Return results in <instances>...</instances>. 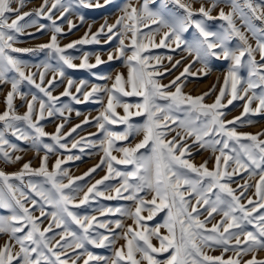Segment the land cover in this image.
Wrapping results in <instances>:
<instances>
[{
  "label": "snow or ice",
  "instance_id": "6c2138e0",
  "mask_svg": "<svg viewBox=\"0 0 264 264\" xmlns=\"http://www.w3.org/2000/svg\"><path fill=\"white\" fill-rule=\"evenodd\" d=\"M59 2L55 0L49 7V0H43L34 12H21L26 0H0V84H10L5 110L0 113V159L9 164L22 159L12 154L21 149L10 143L8 134L29 142L37 154L44 150L38 168H32L29 161L12 174L0 170V210L9 213L0 216V234L8 236L0 245V264H81V261L82 264H264V259L256 255L264 251V139L261 138L264 133L237 130L245 123H252L244 119L249 114H264V5L255 0H210L209 6L201 3L197 9L192 0H160L157 8H150L149 4L156 0H143L139 7L125 5L115 23L102 24L95 33L89 26L83 37L61 46L57 37L63 34V29L51 15ZM78 3L89 8L102 6L99 0L95 3L78 0ZM13 4L17 7L13 8ZM169 4L175 5L176 10L169 8ZM61 8L63 17L69 9L63 5ZM217 8L218 14L213 16ZM25 17H46L52 21L48 43L37 48L14 47L17 34H27L25 29L36 25L35 19L21 23ZM80 19L83 23L84 18ZM214 20L222 22L215 30L208 23ZM68 25L69 32L76 27L71 21ZM46 27L39 24L37 31ZM143 28L148 31L143 32ZM190 29L193 31L189 40L185 34ZM102 34L107 37V43L114 38L118 40L115 54L110 52L108 61L123 59L127 74L118 72L111 87L92 85L90 90H85L87 82L76 83L66 77L65 66L90 70L104 61L96 54L95 63H90L91 54L84 53L76 64L73 62L76 57L66 53L76 45L100 43ZM249 37L255 40V45L249 42ZM156 48L173 52L179 49L191 56L192 61L164 84L161 78L180 65L184 57L173 62L170 55L153 54L151 50ZM44 50L50 59L33 66L11 54ZM164 59L171 68L163 63ZM212 60L228 61L229 66L214 101L206 103L205 98L215 91V85L199 96L184 93L183 87L188 75H208ZM195 63L201 68L193 73L191 68ZM31 67L37 71H31ZM242 71H247V79L240 75ZM49 73L51 78L46 79ZM65 80L63 92L54 96L52 89ZM25 82L42 96L22 91ZM99 93L106 95V104ZM17 97L26 103L23 114L18 113L14 104ZM61 97H70L77 104L96 97L103 105L95 117L102 138L93 141L81 137L71 143V148L80 147L81 151L84 145L98 143L104 153L100 164L84 176L101 165H106L107 174L86 191L76 183L84 176L71 177L68 169L62 168L67 161L80 159L79 156L63 159L58 156L49 170V153L55 154L58 148L67 150L69 144L61 141H66L82 124L91 123L85 117L82 124L62 132L67 122L66 112L71 113L72 109L67 104L58 106ZM127 97L140 99L131 103ZM234 100H245L243 112L231 120L225 119L227 113L223 109ZM254 101L256 106L251 107ZM118 108L123 109L122 116ZM56 116L64 122L56 126L54 133L46 132L41 121ZM140 116L145 118L143 124L131 123L132 117ZM117 124L125 125V130L116 132L109 127ZM141 133L143 138L138 143L117 146L118 141H127L130 135ZM46 137L53 143H44ZM194 149L211 151L214 158L211 169L208 160L199 165L192 162ZM113 151L120 155H113ZM117 165L132 168L122 171ZM26 176L41 179L26 182ZM238 176L242 182L235 179ZM117 178L118 186L98 188L105 181ZM233 183L236 188L232 187ZM251 189L254 192L248 195ZM97 197L132 201L134 209H98L99 216L118 214L131 219L132 224L126 225L121 218L101 220L95 214L82 215L74 210L89 205ZM161 213L162 222L148 223ZM216 215L221 218L213 223ZM120 239L125 243L116 247ZM88 245L111 248L112 255H97ZM216 248L222 250L221 255L209 254ZM229 252L233 255L225 258L224 254ZM249 254L251 259L244 260Z\"/></svg>",
  "mask_w": 264,
  "mask_h": 264
},
{
  "label": "rangeland",
  "instance_id": "374dc122",
  "mask_svg": "<svg viewBox=\"0 0 264 264\" xmlns=\"http://www.w3.org/2000/svg\"><path fill=\"white\" fill-rule=\"evenodd\" d=\"M55 2V0H49V7L51 4ZM96 0H93V3H95ZM193 7L199 8L201 3H205L206 6L210 5V0H192ZM256 3H260L264 5V0H255ZM43 3V0H26L25 6L21 9V12H34L37 8L40 7V5ZM99 3L102 5L101 7H84L83 5L78 3V0H60V2L57 4V8L52 9V18L55 20L56 24L60 26L63 29V34L58 35V42L61 46L67 45L68 43L78 40L81 37L84 36L85 32L89 30V26H91V32L95 33L102 24H113L115 23L116 19L122 15V9L127 4H132L134 6L139 7L140 4L143 3V0H110L109 3H105V0H99ZM160 0H156L154 4L150 3V8H157L159 6ZM61 5L68 7V12L64 14L63 17H61L60 13L62 11ZM221 7H224L223 4L220 5ZM13 8H16L17 5L13 4ZM169 8L176 10L175 5L169 4ZM227 7H225V11H227ZM219 8L215 9L212 13L213 16H216L218 14ZM81 17L84 18L83 23H81ZM14 18V17H13ZM33 19L36 20V25L26 28L25 33L27 34H17V42L14 44V47L19 48H37V46L41 44L48 43L50 40V36L52 34L51 31V25L52 21L48 20L46 17H25L24 21H21V23L24 22H31ZM68 21H71L74 25H76L75 28L72 29L71 32L68 31L69 25ZM210 26L215 30L220 23H222L219 20L209 21L208 22ZM239 23V21H237ZM259 23V22H257ZM39 24H44L48 27H46L42 31H37V27ZM152 27H155L154 25ZM143 32H147L148 28H143ZM192 31L189 30L188 33L185 34V38L191 39L192 38ZM159 38L157 37V40ZM100 43H89V44H82V45H76L73 49H68L66 54L72 55L73 57H76L74 59V63L79 64L81 62V57L84 55V53L91 54L89 57L90 63H95V55L99 54L101 56V59L104 61V63L98 65L97 67L93 69H68L65 66V74L66 77H71L76 83H79V81L84 80L87 82V87L85 90H90L92 85H107L108 87H111L115 75L120 72L127 74V68L124 65L123 59H113L112 61H108V54L111 52L115 54V49L118 45V40L113 39L110 43L105 42L107 40V37L105 35H101L99 37ZM249 42L255 45V40L249 37ZM125 43H128V40L125 41ZM153 54L161 55L164 57L172 56L173 62L175 60L181 59V57H184L182 60V63L178 65L175 69L172 70L170 74H167L165 77L161 78L162 83L167 84L169 81H171L175 76L179 75L181 71H183V67L185 65H188L192 61V57L189 56L186 52H182L181 50L177 49L175 52L171 51L168 48H156L151 50ZM13 56L18 57L19 59L24 60L28 65H40L50 59L48 55V51H37L33 53H11ZM257 59H259V56H257ZM54 63V62H53ZM163 63L167 65L169 68H171V64L167 61V59H164ZM229 66L228 61L224 60H212L209 65V71L208 75H203L202 73L198 76H192L188 75L186 77V84L183 87V92L187 94H191L193 96H199L202 95L205 92H209L210 89H212L213 85H215V91L212 92V94L205 98L206 103H212L215 99V96L219 92V88L223 85L224 76L227 73V69ZM201 68V65L199 63H195L192 65L191 72L195 73L198 69ZM31 71L35 72L37 71L36 67H31ZM9 76L14 75V73H9ZM51 73L48 74V77L46 79L51 78ZM241 76H243L245 79H247V71H242L240 73ZM101 76H110L112 79H100ZM184 79V78H182ZM66 85V80L64 83H57V85L52 89V94L54 96H59L61 92H63L64 87ZM10 90V84H0V113H2L5 110V96L6 93ZM22 91H30L32 93H38V90L35 89L33 86L28 85L27 82L23 83L21 85ZM74 91V88H73ZM257 92H259V89H256ZM42 96V94H39ZM101 98H103L104 104H106V95L104 93L98 94ZM28 99H31V96H28ZM82 99V97H81ZM128 102L135 103L140 98L138 97H127L125 98ZM161 103H164L161 101ZM245 103V100H234L232 105H228L227 108L223 109L227 113L225 116V119L231 120L234 117L240 116L243 112V104ZM257 101H254L251 107L256 106ZM14 104L18 110L19 114H23L26 111V103L24 100H21L19 97H17L14 100ZM67 104L71 109V113L66 112L67 116V122L64 123V128L62 129V132H68L70 129H72L77 124H82V121H84L85 117H87L91 123L88 124H82L81 128H78L76 132H73L71 136H68L66 138V141H61L62 143L67 142L69 144V148L67 150L65 149H57V152L55 154L49 153V160H48V166L49 170H52V165L55 163V160L58 158L63 159L64 157H67L69 155L71 156H79L80 159L76 160H69L65 164L62 165V168L68 169L69 176L71 177H79L84 176L85 173L89 171V169L94 168L97 164H100L101 157L104 155L102 148L97 143L95 146H83V151H81L80 147L77 148H71V143L73 140H78L81 137H87L90 140L93 141H99L103 134L98 133V130L95 126V117L99 115V112L102 110L103 105L96 99V97H92L89 99L88 102H83L80 104L75 103V101L71 100L70 97H61L60 101L58 102V106ZM134 110V109H133ZM77 111L80 112V115H77ZM117 112L122 116L123 109L118 108ZM245 120H251V124L245 123L243 126L238 127V131L244 132V133H264V114H257V115H251L249 114L247 117H244ZM145 118L143 116L140 117H132L131 123L133 124H143ZM64 122V119L62 117H50L45 118L41 121V124L44 126V129L48 133H54L56 126L60 123ZM2 126V125H0ZM112 128V130L116 132H123L126 128L123 124H117V125H111L109 126ZM90 133H98L95 136H89ZM174 135V133L172 134ZM10 143L17 145L21 151H17L15 153H12L13 155H19L22 157V159L14 164L5 163L2 159H0V170H3L7 174H12L15 172H18L22 165L26 162H31L32 168H38L40 166V160L41 157L44 155V150L42 149L39 154L33 149L32 145L29 142H25L22 140L17 139L15 136H12L11 134H8L6 137ZM143 135L141 134H133L129 136V139L127 141H118L117 146H127L129 144L134 145L135 143H138L140 140H142ZM170 138V137H169ZM264 139V136L261 137ZM44 143H53L49 138H44ZM7 148V146H5ZM142 152L146 151L145 149L141 150ZM113 155L119 156L120 153L113 151ZM192 162L199 165L203 163L205 160H208V167L211 169L214 164V158L212 157V153L210 150H204V149H194L193 150V156L190 158ZM117 168L120 170H131V165H117ZM107 174V168L106 165H101V167L97 168L95 172H92L88 176H84L83 180L77 181V185L83 186L84 191L87 190V187L91 186L95 183L96 180L102 179L103 176ZM244 177H247L246 173L242 174ZM28 179L33 180H39L41 178L39 177H25V181L27 182ZM235 179L238 182H242L241 178L235 177ZM258 179V177H256ZM16 184H19L18 181H13ZM64 182H67V178H64ZM119 184V178L117 179H111L109 181H105L104 185H98V188L101 190H104L105 185H113L118 186ZM233 188H236V184H232ZM27 191V189H25ZM254 192V189H251L248 193V195H252ZM114 194V193H113ZM127 195V193H125ZM150 198V197H149ZM246 203V201H244ZM102 207H132L134 209V204L132 201H126L123 199H116V200H105L102 197H97L95 200L90 201L89 205L81 206L79 209H74L75 211L79 212L80 214H95L98 216L99 219H117L121 218L124 220V223L126 225L132 224V220L129 218H122L119 217L117 214L116 216H110V217H102L99 216L98 209ZM97 210V211H94ZM9 213L6 210H0V216L2 215H8ZM144 215H147V213H143ZM36 215H39L37 212ZM215 215V214H214ZM163 213L158 214L157 217L154 219V221L148 222L150 225H154L155 223L162 222ZM203 219V217H201ZM221 217L219 215H216L215 220L213 223L218 221ZM44 226H47V221H45ZM211 225H209L210 227ZM75 228V226L73 225ZM249 230L254 231L252 226H248ZM56 231H59V229H56ZM101 232H104L105 230L100 229ZM119 232L120 230H116ZM162 232H164V229H161ZM51 235V234H49ZM58 238V237H57ZM8 239L7 234H0V245H3L5 241ZM125 241L123 239H120L116 242V247H120L123 245ZM153 243L158 246V241L155 239L153 240ZM90 251L97 255H103V256H111L113 249L111 248H94L91 245L87 246ZM221 249L216 248L209 252L211 255H221ZM165 256L167 254H164ZM233 255V253H225L224 256L227 258L228 256ZM258 259H264V251H259L256 253ZM251 259V254L244 257V260ZM82 264V261H81Z\"/></svg>",
  "mask_w": 264,
  "mask_h": 264
}]
</instances>
